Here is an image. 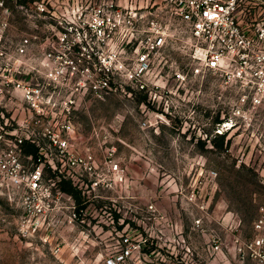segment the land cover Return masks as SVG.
Instances as JSON below:
<instances>
[{
	"label": "rangeland",
	"instance_id": "obj_1",
	"mask_svg": "<svg viewBox=\"0 0 264 264\" xmlns=\"http://www.w3.org/2000/svg\"><path fill=\"white\" fill-rule=\"evenodd\" d=\"M37 23H26L14 9L8 42L36 37L22 58H0V159L6 163L0 165V264H107L124 247V236L134 247L118 264H256L238 254L236 237L256 233L253 221L264 205V105L225 131L219 145L214 127L235 92L214 72L193 75L191 59L176 42L156 59V95L115 90L86 97L75 110L82 134L72 147H92V174H77L73 182L56 176L48 160H58V147L47 137L38 139L40 159L15 148L25 171L40 162L44 180H55L53 194H66L54 196L46 216L32 214L34 201L22 195L26 185L12 179L25 172H15L5 153L14 134L32 126L33 110L16 83L46 81L37 56L49 29ZM175 71L186 77L176 78ZM107 157L120 164L121 180L107 170ZM60 177L71 181L74 193L63 189ZM214 242L219 250L212 249Z\"/></svg>",
	"mask_w": 264,
	"mask_h": 264
},
{
	"label": "built area",
	"instance_id": "obj_2",
	"mask_svg": "<svg viewBox=\"0 0 264 264\" xmlns=\"http://www.w3.org/2000/svg\"><path fill=\"white\" fill-rule=\"evenodd\" d=\"M14 9L23 14L26 23L37 25L38 21L49 29L37 56L46 81L15 85L33 110L32 126L24 134H14L13 147L5 153L16 165L15 172H25L12 179L16 185H26L23 199L34 201L32 214L37 219L46 216L54 196L66 194L59 189L53 194L55 180H44L40 162L25 171L15 148L20 150L25 141L33 143L40 159L43 151L38 139L47 137L49 144L58 147V160H48L56 176H68L72 181L77 174L95 172L92 147L87 144L81 152L72 147L71 140L82 134L74 120L75 110L84 98H103L115 90L129 96L147 90L156 95L157 84L151 75L156 59L172 42L191 59L188 69L193 75L214 72L223 87L235 92L230 109L214 127L215 135L248 121L251 112L264 105V0H0V58H22L36 37L27 35L13 44L8 42ZM174 75L186 77L180 71ZM91 134H97L94 128ZM105 162L107 170L119 174L121 180L120 164L109 157ZM0 165L6 167L3 160ZM75 218L74 210L69 221ZM253 227V236L236 237V249L241 257L264 264V205L259 207ZM123 241L124 247L116 257L107 258V264H118L132 251L129 237L124 236ZM211 247L219 250L220 243Z\"/></svg>",
	"mask_w": 264,
	"mask_h": 264
},
{
	"label": "trees",
	"instance_id": "obj_3",
	"mask_svg": "<svg viewBox=\"0 0 264 264\" xmlns=\"http://www.w3.org/2000/svg\"><path fill=\"white\" fill-rule=\"evenodd\" d=\"M217 135H218V137H220L219 145H221L223 142L224 135L223 134H217ZM23 147H24L25 151L27 153H29L30 155H32L34 157L37 156V149L38 148L33 143L25 141L23 144ZM60 182L61 183L63 182V184H64L63 189H65V191H67L69 193H74V186L71 184L70 180L61 179Z\"/></svg>",
	"mask_w": 264,
	"mask_h": 264
}]
</instances>
